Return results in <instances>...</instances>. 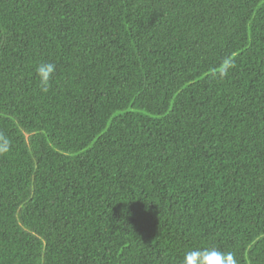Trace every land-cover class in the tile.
<instances>
[{
  "label": "trees",
  "instance_id": "1",
  "mask_svg": "<svg viewBox=\"0 0 264 264\" xmlns=\"http://www.w3.org/2000/svg\"><path fill=\"white\" fill-rule=\"evenodd\" d=\"M0 136V264H264V0H0Z\"/></svg>",
  "mask_w": 264,
  "mask_h": 264
},
{
  "label": "clouds",
  "instance_id": "2",
  "mask_svg": "<svg viewBox=\"0 0 264 264\" xmlns=\"http://www.w3.org/2000/svg\"><path fill=\"white\" fill-rule=\"evenodd\" d=\"M35 71L39 77L41 91L47 93L51 86L52 77L56 72V65L50 62L39 63L36 65ZM0 140H3L5 146L8 144V140L3 136H0ZM4 150H7V148Z\"/></svg>",
  "mask_w": 264,
  "mask_h": 264
}]
</instances>
